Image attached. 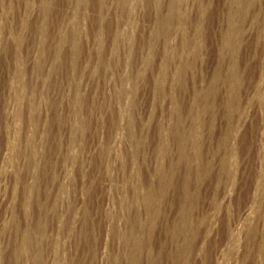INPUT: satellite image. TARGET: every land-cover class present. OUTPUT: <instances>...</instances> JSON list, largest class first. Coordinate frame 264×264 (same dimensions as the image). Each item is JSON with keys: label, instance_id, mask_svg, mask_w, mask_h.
I'll use <instances>...</instances> for the list:
<instances>
[{"label": "rangeland", "instance_id": "rangeland-1", "mask_svg": "<svg viewBox=\"0 0 264 264\" xmlns=\"http://www.w3.org/2000/svg\"><path fill=\"white\" fill-rule=\"evenodd\" d=\"M0 264H264V0H0Z\"/></svg>", "mask_w": 264, "mask_h": 264}]
</instances>
